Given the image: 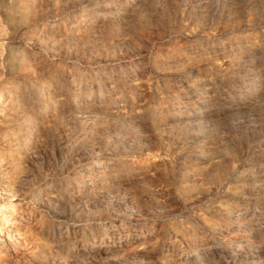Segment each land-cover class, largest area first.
Returning a JSON list of instances; mask_svg holds the SVG:
<instances>
[{
    "label": "rangeland",
    "instance_id": "obj_1",
    "mask_svg": "<svg viewBox=\"0 0 264 264\" xmlns=\"http://www.w3.org/2000/svg\"><path fill=\"white\" fill-rule=\"evenodd\" d=\"M7 205L0 264H264V0H0Z\"/></svg>",
    "mask_w": 264,
    "mask_h": 264
},
{
    "label": "bare ground",
    "instance_id": "obj_2",
    "mask_svg": "<svg viewBox=\"0 0 264 264\" xmlns=\"http://www.w3.org/2000/svg\"><path fill=\"white\" fill-rule=\"evenodd\" d=\"M4 10V9H3ZM5 17V16H4ZM11 20V19H10ZM11 70V69H10ZM2 208V207H1ZM3 212L1 213V215H0V221L1 222H4L5 224H7V223H11V222H13V215H12V211H11V207L10 206H4L3 208ZM5 212H7L6 214H5ZM15 218V217H14ZM4 225V224H3ZM2 227V226H1ZM0 227V228H1ZM1 232V231H0ZM6 235V234H5ZM7 242V241H6Z\"/></svg>",
    "mask_w": 264,
    "mask_h": 264
}]
</instances>
